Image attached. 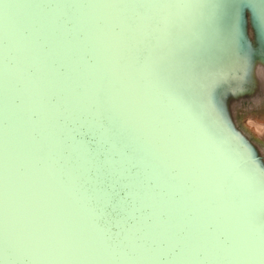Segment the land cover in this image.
<instances>
[{
  "label": "rangeland",
  "instance_id": "rangeland-1",
  "mask_svg": "<svg viewBox=\"0 0 264 264\" xmlns=\"http://www.w3.org/2000/svg\"><path fill=\"white\" fill-rule=\"evenodd\" d=\"M164 2L57 0L46 7L43 0H0V264H259L264 236L194 130L196 106L185 105L197 72L189 56H181L174 26L194 11L154 6ZM63 15L72 21L70 35ZM247 81L228 95L227 108L264 159V70L257 61ZM67 119L99 128L119 161L138 164L128 192L151 220L131 225L118 244L108 245L94 219V201L104 192L95 182L86 186L89 197L81 192L79 181H91L86 167L95 152L73 137ZM203 124L208 132L216 129L211 120ZM106 164L116 168L110 157ZM171 167L176 176H169ZM186 178L192 190L182 186ZM179 185L182 196L169 198ZM191 203L195 216L178 234L179 217ZM130 231L166 244H137ZM171 244H179L178 251L159 261Z\"/></svg>",
  "mask_w": 264,
  "mask_h": 264
},
{
  "label": "water",
  "instance_id": "water-1",
  "mask_svg": "<svg viewBox=\"0 0 264 264\" xmlns=\"http://www.w3.org/2000/svg\"><path fill=\"white\" fill-rule=\"evenodd\" d=\"M56 1L43 0V4L46 7H51ZM182 2L186 5V8L192 9L194 14L187 15L183 22H179L183 26L175 24L174 31L178 38L182 39V46L179 49L181 56H189L190 67L194 72H197V77L191 83L192 101H185V105L189 104L188 107L190 108H192V104L196 106L194 113H197V116L195 114L193 116L197 117L198 124L194 123V126H196L194 130L197 129V132L202 136L201 140L209 146V149L215 152V159L219 160L220 163V166L217 167L235 182L240 195L246 200V211L251 218L250 221L255 226L256 232H260L264 236V177L251 175L247 171L243 164V154L229 141L227 131L218 121L207 117L203 108L206 86L213 77L220 74L219 79L215 83L212 98L223 110L225 119L230 122L234 133L247 142L251 150L254 151L259 163L264 165V159L256 148V145L236 127L230 118L226 102L228 95L234 94L247 84V78L251 73L254 61H257V65L264 70V34L257 31L255 22L250 19V14H246L243 25V37L239 41L238 46L234 47L233 37L228 29L225 28L221 32L215 24L216 6L221 3V0H182ZM253 2H258V0H253ZM62 21L65 27H67V33L70 35L71 19L63 15ZM113 29H118V25L114 24ZM85 51L84 58L88 62H91L92 58L89 51ZM237 55L247 62L250 72L242 69L237 70V67L232 64L231 61ZM168 60L172 62L171 57ZM59 69L63 70L64 65L59 64ZM33 116H35L34 112ZM99 118L100 124H103V116H99ZM60 120H63L62 116H60ZM207 120L213 122L214 128H216L213 132H208L204 127L203 122H207ZM65 122L71 129L73 137L82 140L88 151L94 150L95 152L93 155L95 162L90 163L86 167L87 176L91 181L85 182L83 186L90 187L95 182L96 187L104 192L102 201H94L96 213L94 219L97 226L102 228L103 236L107 240L108 245L118 244L122 241L124 234L129 235L125 231L131 225L138 224L140 220L145 221V223L151 220L148 208L138 206L128 192L127 180L129 176L135 175L138 170V164L134 160L119 161L118 152L108 148L109 141L100 136L101 130L99 128V130L90 129L84 122L77 120L74 122L67 119ZM123 152L127 154L129 147L124 146ZM108 157L116 163V168H107L106 162ZM175 170V167H171L168 171L169 176H176ZM141 179L144 184L156 192L166 193L167 189L155 185L152 178L142 177ZM191 183L190 178H186V182L182 183V186L188 188V190H192L194 185ZM180 185L178 186V191L171 190L169 198L177 199L182 196L181 192L183 188ZM121 193L124 194L123 197ZM118 201L123 203V207L118 205ZM186 206L187 208L183 211L184 217H179V222L182 221L183 224L177 228L178 234H185L186 232L187 224L184 220L187 217L195 216L193 215L195 205L191 203ZM163 215L164 212H162L161 217ZM206 226L210 230L212 223L207 222ZM130 233L132 234L133 231H130ZM132 236L137 244L145 242L150 247L155 245L162 247L166 244L165 239L162 238L157 239V241L145 239L140 231H135ZM224 237L223 233L218 236L219 240H223ZM178 249L179 244H171L168 252L160 253L159 256L157 255L159 261H166ZM125 251L129 252L127 248H125ZM195 255L199 258L201 252H195ZM24 259L26 260L27 258L25 257Z\"/></svg>",
  "mask_w": 264,
  "mask_h": 264
},
{
  "label": "snow or ice",
  "instance_id": "snow-or-ice-1",
  "mask_svg": "<svg viewBox=\"0 0 264 264\" xmlns=\"http://www.w3.org/2000/svg\"><path fill=\"white\" fill-rule=\"evenodd\" d=\"M157 7H184L186 6L182 0H168V2L154 5ZM246 14H250V19L255 22L256 29L259 33L264 34V0H221L216 6L215 24L221 32L227 28L233 37V46H238L239 41L243 37V25ZM237 70H245L250 72V67L245 60L238 55L231 61ZM220 74L213 77L206 86V93L203 98L205 106V115L218 121L227 131L229 141L240 150L243 154V164L247 171L254 176L264 177V165H261L255 156L254 151L246 141L234 133L230 126V122L225 119L223 110L214 102L212 93L215 83L219 79ZM123 197L124 194L121 193ZM259 264H264V256L259 257Z\"/></svg>",
  "mask_w": 264,
  "mask_h": 264
},
{
  "label": "bare ground",
  "instance_id": "bare-ground-1",
  "mask_svg": "<svg viewBox=\"0 0 264 264\" xmlns=\"http://www.w3.org/2000/svg\"><path fill=\"white\" fill-rule=\"evenodd\" d=\"M70 155H71V153H70ZM70 155H69V158L68 159L71 162V164H73ZM82 172H84V169L83 168H82ZM82 179L84 181L83 182L82 181L80 182L81 191H82L83 195H85L86 197H89V194L91 195V192L92 191H89V188H86V186H83V184L85 183V181L87 182L88 179H86V177L85 178H82ZM87 193H89V194L87 195Z\"/></svg>",
  "mask_w": 264,
  "mask_h": 264
},
{
  "label": "trees",
  "instance_id": "trees-1",
  "mask_svg": "<svg viewBox=\"0 0 264 264\" xmlns=\"http://www.w3.org/2000/svg\"><path fill=\"white\" fill-rule=\"evenodd\" d=\"M79 186H80V181H79ZM80 189H81V187H80ZM82 192V191H81Z\"/></svg>",
  "mask_w": 264,
  "mask_h": 264
}]
</instances>
